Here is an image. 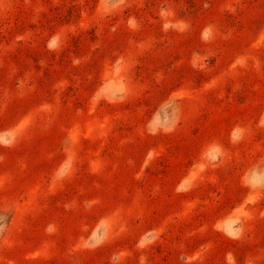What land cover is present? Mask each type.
Returning a JSON list of instances; mask_svg holds the SVG:
<instances>
[{
    "label": "rangeland",
    "instance_id": "rangeland-1",
    "mask_svg": "<svg viewBox=\"0 0 264 264\" xmlns=\"http://www.w3.org/2000/svg\"><path fill=\"white\" fill-rule=\"evenodd\" d=\"M0 264H264V0H0Z\"/></svg>",
    "mask_w": 264,
    "mask_h": 264
}]
</instances>
